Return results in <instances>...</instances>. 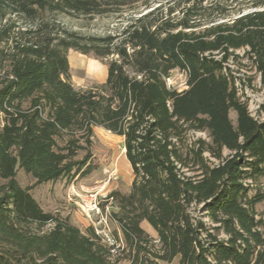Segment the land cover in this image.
I'll return each mask as SVG.
<instances>
[{"label":"trees","instance_id":"16d2710c","mask_svg":"<svg viewBox=\"0 0 264 264\" xmlns=\"http://www.w3.org/2000/svg\"><path fill=\"white\" fill-rule=\"evenodd\" d=\"M237 2L255 9L230 18ZM99 16L118 24L83 33L62 20ZM71 49L107 59L106 80L77 87ZM240 49L264 90V0H0V264H115L93 226L45 211L17 177L89 176L95 127L124 137L134 172L129 192L110 194L130 264H264V195L249 194L264 174V103L258 119L240 95ZM175 69L187 88L168 84ZM191 131L212 141L186 143ZM144 220L158 232L153 256Z\"/></svg>","mask_w":264,"mask_h":264},{"label":"rangeland","instance_id":"374dc122","mask_svg":"<svg viewBox=\"0 0 264 264\" xmlns=\"http://www.w3.org/2000/svg\"><path fill=\"white\" fill-rule=\"evenodd\" d=\"M229 7L231 8L228 9L229 11L227 14L230 18L240 10L251 11L255 9L251 7V2H237ZM62 20L67 26L83 33H105L114 29L118 24L115 19L108 16H99L93 19L64 17ZM238 53L243 58L241 60L231 61V68L233 69V74L238 79L240 95L243 100L248 101L252 115L261 119L263 114L260 111V106L264 103V90L262 88L260 75L253 64L245 57V49L238 50ZM69 60L72 81L77 87H88L106 80L108 74L107 59L96 58L93 55L82 54L71 49L69 52ZM167 81L170 86L178 88L179 90L188 87L187 74L179 69L173 70ZM230 117L233 122L236 123V110L232 109L230 111ZM187 138L188 140L186 143H190L191 140L193 141L197 138H203L207 142L212 141L208 131H191L187 134ZM123 142V136L114 134L103 127H95L92 152L99 162V167L89 176L71 179L64 177L57 181L36 184L35 178L20 169L17 175L18 180L21 185L31 187V192L45 211L51 212L55 216L68 218L71 223L86 231L93 222L83 212L80 204L86 200V197L89 196L91 192H98L101 203L104 205L108 202L107 199L113 191L119 190L123 193H127L131 189L134 172L127 159L126 148L123 146ZM84 153L85 152L82 151L80 156L84 155ZM229 153V150H224L225 155ZM211 160L217 161L214 158ZM113 171H116L118 176L116 179L111 176ZM5 182L6 180L0 177V187ZM256 192H261L264 195V174L257 180H254L250 187V195ZM256 211L257 217L263 222L261 228L264 231V198L256 204ZM192 213L196 218H204L207 220L208 225H212L208 217L205 216V213L201 211L200 206L194 205L192 207ZM93 218V220H96L95 217ZM53 225V222H49L43 227H40L37 223H32L31 228L33 230L46 231L51 229ZM141 225L150 234L151 243L149 250L153 256L154 252L160 248L158 232L147 220L142 221ZM109 226L112 235H115L114 232L116 231L119 233L118 240L120 241V246L112 249V261H114L115 264H130L133 259L132 250L124 240V236L118 224L111 218ZM220 236L225 237L224 234ZM159 262L161 264H176L177 260L171 263L161 260Z\"/></svg>","mask_w":264,"mask_h":264},{"label":"built area","instance_id":"2783aa9c","mask_svg":"<svg viewBox=\"0 0 264 264\" xmlns=\"http://www.w3.org/2000/svg\"><path fill=\"white\" fill-rule=\"evenodd\" d=\"M111 176L117 178L116 171H113ZM113 198L108 197L107 203L102 204L98 192H91L86 200L80 204L81 209L87 217L93 222L91 226L94 227L96 233L106 242L112 249L120 246V241L115 235L111 234L109 221H111V212L113 208ZM95 217L96 220H93Z\"/></svg>","mask_w":264,"mask_h":264},{"label":"water","instance_id":"95a60500","mask_svg":"<svg viewBox=\"0 0 264 264\" xmlns=\"http://www.w3.org/2000/svg\"><path fill=\"white\" fill-rule=\"evenodd\" d=\"M123 146L125 147V142H123Z\"/></svg>","mask_w":264,"mask_h":264},{"label":"crops","instance_id":"0c3cea01","mask_svg":"<svg viewBox=\"0 0 264 264\" xmlns=\"http://www.w3.org/2000/svg\"><path fill=\"white\" fill-rule=\"evenodd\" d=\"M128 159V158H127ZM129 163H130V161H129ZM130 165H131V163H130ZM132 167V166H131Z\"/></svg>","mask_w":264,"mask_h":264}]
</instances>
